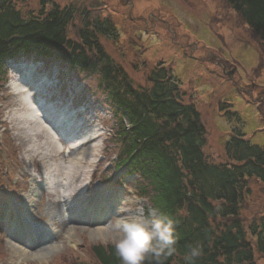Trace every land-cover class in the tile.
Listing matches in <instances>:
<instances>
[{
	"label": "trees",
	"instance_id": "obj_1",
	"mask_svg": "<svg viewBox=\"0 0 264 264\" xmlns=\"http://www.w3.org/2000/svg\"><path fill=\"white\" fill-rule=\"evenodd\" d=\"M224 1L264 44V0ZM99 3L50 7L42 0L36 12L0 0V76L6 58L33 53L66 61L88 76L100 74L98 90L118 126V165L128 164L141 179V194L175 222L177 252L165 264H185L189 246L197 244L202 254L194 264H257V255H264V214L251 220L249 237L242 209L249 180L264 184V149L235 130L225 141L224 161L207 157L209 132L196 106L181 99L179 78L161 62L148 75L149 88L135 85L100 42L101 36L117 41L119 35L97 11ZM77 18L73 40L68 32ZM227 110L221 107L232 116ZM92 251L99 264H121L112 244H96Z\"/></svg>",
	"mask_w": 264,
	"mask_h": 264
},
{
	"label": "rangeland",
	"instance_id": "obj_2",
	"mask_svg": "<svg viewBox=\"0 0 264 264\" xmlns=\"http://www.w3.org/2000/svg\"><path fill=\"white\" fill-rule=\"evenodd\" d=\"M15 1L23 10L33 9L36 12L41 2V0ZM49 1L60 4L73 3V1L79 4L86 1L89 6L99 1L100 8L97 11L113 21L119 35L117 41L108 40L102 36L100 41L114 60L123 65L135 85L149 88L148 75L161 61L167 68H171L181 81V99L185 103L194 104L201 113L209 132L204 151L212 161L225 160L223 145L228 135L227 131L230 126H234L229 123L230 115H225L226 111H221L222 106L228 108L227 111L230 113L234 112L235 119L241 118L239 121L244 125V133L252 143L264 149V95L262 93L264 91V44L241 16L224 0ZM80 25L81 20L77 18L74 25L69 27L68 35L71 39L77 37ZM64 72L66 75L78 76L79 80L87 78L86 74L73 72L68 67L64 68ZM89 76L88 79L82 81L81 85L86 88L77 92V99L84 97L90 99L87 102L88 113L82 116H87L92 121L89 113L95 114L94 129L93 131L85 130V134L101 133V135L92 142L95 147L90 148L87 153L81 150L76 153L73 151L69 158L59 159V174L52 170L53 180L59 179L56 183L59 187H56V193H54L59 198L71 192L74 194L75 191L69 190L67 183L71 181H73L72 185L75 182L81 183L80 177L86 168L89 169L88 164H91V167L95 164L98 166L101 181L107 178L113 180L122 176V170L119 171L114 167L115 157L120 149L114 138L112 113L102 104L104 96L98 90L100 74ZM18 78V74H10V80L8 81L7 76V82L0 88L2 90L0 92V145L3 150H8V142L4 134L7 129H3L2 123L12 112L13 120L17 124L16 146L15 144L12 146L15 148L14 155L17 156V164L20 165L23 164L22 152H25L30 145L29 141H24L26 135L24 130L35 133L39 130V126L31 123L34 120H29V125L22 123L23 129L17 128L20 125V114L30 113L23 109L24 104L27 103L24 95L23 99L15 95L13 100L20 104L14 107L15 111L11 108L10 90L12 89L10 87ZM61 78H63L62 75ZM71 87L64 84L61 88L62 94L70 95ZM67 99L71 101L68 97ZM35 121L38 122L37 116ZM7 134L10 140V136L14 135L13 129L11 134L9 132ZM101 137L104 138L101 139ZM39 141L42 146L38 150L39 153L28 158L31 161L32 158L33 161L34 158L45 160L51 167L50 160L47 158L49 155L47 147L50 140L45 134ZM8 157H10V152H8ZM99 158L100 161H98ZM101 159H103L102 162ZM11 167L8 174L5 167H1L3 181L0 182V186L3 184V187L16 190L14 183L16 171ZM70 167L71 169L80 168L78 172L81 171V173L78 179H76L77 176H67ZM123 180L129 185H137V180L140 181L138 177L132 175L124 176ZM249 187L250 192L246 193L244 198L242 218L245 221L244 228L251 237L248 225L254 217L264 214V184L251 178ZM131 197L136 198L134 193ZM4 201L6 202V199ZM126 202H129V206L125 205L127 208L125 214L132 216L135 211L138 212L139 206L132 199L127 197ZM34 204L32 218L42 219V213L45 212L46 207H52L50 202L41 201V195L35 197ZM122 211L121 209L120 213ZM125 214H121L122 217L126 216ZM223 222L220 219L219 225H223ZM2 223L4 224L0 219L1 226H3ZM70 227L73 226L70 225ZM105 229L107 230L106 237L105 231L99 233L97 230L92 232V230L78 229L76 235L79 239L73 243L75 245H72L77 250L68 249L62 244L66 241L64 232L60 238L55 240L58 242L52 245L54 247L29 254L22 250L16 252L14 246L10 244L13 242L12 239L2 229L0 230V264H76L80 261L99 264L92 247L96 244H112L114 239V234L108 230V227ZM65 243L68 244V242ZM20 253L26 254L27 258L22 257ZM256 261L257 264H264V255H257Z\"/></svg>",
	"mask_w": 264,
	"mask_h": 264
},
{
	"label": "clouds",
	"instance_id": "obj_3",
	"mask_svg": "<svg viewBox=\"0 0 264 264\" xmlns=\"http://www.w3.org/2000/svg\"><path fill=\"white\" fill-rule=\"evenodd\" d=\"M108 230L114 234L112 245L121 264H165L176 254L180 238L174 220L155 208L115 218ZM201 254L199 244L189 246L185 264H194Z\"/></svg>",
	"mask_w": 264,
	"mask_h": 264
},
{
	"label": "bare ground",
	"instance_id": "obj_4",
	"mask_svg": "<svg viewBox=\"0 0 264 264\" xmlns=\"http://www.w3.org/2000/svg\"><path fill=\"white\" fill-rule=\"evenodd\" d=\"M40 88H41V86H38V89H40ZM35 93L36 94H39V90H37L36 92H34V95H35ZM30 96L32 97V93L31 92H30ZM31 102H32V105H35L34 102L32 101V99H31ZM23 109H26V111H29L30 110L29 106L26 103L24 104ZM20 117H21V120L19 121L20 125H18V127H17L20 130L23 129L21 126H24L22 123H25L26 125H29L28 124V121L29 120H31V121L34 120V122H31V123H36L39 126V130L37 132H35V133L28 132V131H26V129L24 130V133L26 134L25 135V138H24V141H29L30 142V145H28V149H25V152L27 154V157H32L35 153H39L38 150L42 147L39 140H40V138H42V136L44 137L45 134H46L48 136L49 140H50V144L47 147L48 153H49V155H48L47 158L50 160V164H51L52 170L53 171H57L58 174L60 172V170L58 169L59 168L58 161H59L60 158L61 159L62 158H69V156L71 155V153L73 151H75V153H76V152H78V150H81V152H86L87 153V151H89L90 148L92 149L93 147H95L92 142H94L95 139L98 137V134L97 133L88 136L86 138V141H82L80 143H71V142H68L67 140L61 138L59 136V134L57 133V131L47 122V120L45 118H37L38 119V122L42 125L41 126L37 121H35L36 116L32 115L31 113H22V114H20ZM17 118L18 117H16V119ZM78 133L80 134V131ZM76 134H77V132H76ZM34 142H36V143H34ZM60 145H61V148H60ZM70 146H72V148H75V150H71L66 155L65 154V149L67 147L70 148ZM83 154H85V153H83ZM32 161H33V158H32ZM39 161H41V159L34 158L33 163H37ZM79 169L80 168H78V169L72 168L71 169V167H70V170H69L67 176H69V177L70 176H72V177H74V176L76 177L77 176L76 179H78L79 176H80V173H81V171L78 172ZM84 175H85V172L83 171V173H82V175H81L80 178L83 179ZM58 180L59 179H57L56 181H54L52 183V185H51V189H52V191L54 193H56V187L58 186L56 183L58 182ZM72 183H73V181H71L70 183H67V185H69L68 188L71 191H76L77 189H73L72 190V188L76 187L77 186V183L75 182L73 185H72ZM42 184L43 183H41V185ZM72 186H74V187H72ZM70 194L72 195V192ZM51 196L53 198H56V200H58L59 202H61L63 200V198H64L63 196L61 198H59L55 194H51ZM28 202H34V201H33L32 198H30V200ZM33 204L34 203L30 204L28 207L26 206L27 207V210L30 213V216L33 213V210H32L33 209ZM68 205L71 206V204H68ZM65 207H67V206H65ZM15 209L18 211V216L17 217L24 219L22 217V215L19 213V208L16 207ZM8 211L11 212V209H9ZM124 217H127V216H124ZM73 229L72 228L69 229V232H72ZM97 231L99 233H101V231L102 232L105 231V237H106V233H107V230L106 229H97ZM92 232H94V231H92ZM95 232H96V230H95ZM10 244L14 246L16 252H21V250L23 252H25V250H23L20 246L16 245L15 243L11 242ZM44 250H47V249H44ZM26 252L28 254L30 253L28 251H26ZM25 255L24 254H21L22 257L27 258ZM21 256L19 255V257H21ZM44 260H46V259H44Z\"/></svg>",
	"mask_w": 264,
	"mask_h": 264
}]
</instances>
